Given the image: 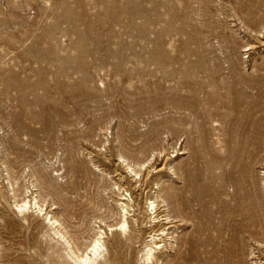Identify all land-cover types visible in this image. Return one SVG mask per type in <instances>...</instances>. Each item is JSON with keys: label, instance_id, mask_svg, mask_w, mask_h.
<instances>
[{"label": "rangeland", "instance_id": "obj_1", "mask_svg": "<svg viewBox=\"0 0 264 264\" xmlns=\"http://www.w3.org/2000/svg\"><path fill=\"white\" fill-rule=\"evenodd\" d=\"M34 196L94 264H264V0H0V264H74Z\"/></svg>", "mask_w": 264, "mask_h": 264}, {"label": "bare ground", "instance_id": "obj_2", "mask_svg": "<svg viewBox=\"0 0 264 264\" xmlns=\"http://www.w3.org/2000/svg\"><path fill=\"white\" fill-rule=\"evenodd\" d=\"M123 162H125V161L123 160ZM125 167H127V169L130 172V174L132 173L131 174L132 177L136 180L135 183L141 182L140 181L141 180L140 172L144 168V164H139V165L135 166L138 171L135 170L136 168L135 169L131 168L128 164H126ZM244 167H245V165H243V167L241 169V172H240L242 174H243V171H244ZM148 174H149V172H147V176H148ZM139 184H141V183H139ZM26 193L28 194V192H26ZM26 197H28V195ZM121 200L122 201H129L130 200V196H128V199H126V200L124 198H122ZM254 200L255 199H253V201ZM158 202H157L156 197H155L152 200H148V204L145 205V207H146L145 208L146 209L145 210V213H147V211H148V218H149V221L147 223H150V222L155 223L156 220L158 219V216L156 214L157 211H158V209H159L158 207L160 205ZM161 203H163V201H161ZM257 203H259V201ZM245 206L247 207V205H245ZM120 207H121V211H122V214L120 215L121 216V220H120L119 224L116 226V229L114 231H115V234L118 237H123V239H125L126 242L132 243L134 240L137 239V235L135 234L137 231L136 232H133V231L130 232V225H132V224H130L129 221H128V215H129V212H131V210H130L131 209V206L128 205V204H121ZM15 208H16L18 214L23 215V219H26L27 218L26 217V214L28 212H30V211H32L34 214H37L38 216H43L44 217V221L47 223V225L50 227L49 229L52 231V235H54L55 237H57L60 241H64L65 246H66V249L64 250L65 251L64 253L66 254V258L68 257V259L70 261H72L74 264H94V263H96L97 259H99V257L103 256L102 254L104 253V250H105V243L103 241V235L105 234L104 232L100 233L97 238H95L94 240H92V243L89 246L90 248L87 250V252H85L83 254H80V255H77V254H75L73 252V250L71 249L69 243L66 241V239L64 238V236L60 233V231L57 229V226L59 224L57 223V221L55 220V218H53L52 215L50 216L49 215V212H45V210L40 205H38V202L36 201L35 196L32 197V199H29V200L24 199L20 204L15 205ZM230 210L233 211V212H236V209H234V207L233 208H230ZM251 210H252V208L250 209V213H251ZM247 213L243 216V218L244 217H247ZM150 215L153 216V217L151 218ZM251 217H252V220H254L255 217L254 216H251ZM243 220H245V219H243ZM133 221H135V220H133ZM163 232H164V230H161L160 231L161 236L163 235ZM158 236L159 235H156V236L155 235H151V236H149L150 237V239H149L150 240L149 241L150 243L149 244L148 243L145 244L144 245V248L141 250V254H140V257H139V262L140 263H142V264H153V260L156 261L155 254L159 250H161V248H162L161 245H159L158 243L154 242Z\"/></svg>", "mask_w": 264, "mask_h": 264}]
</instances>
